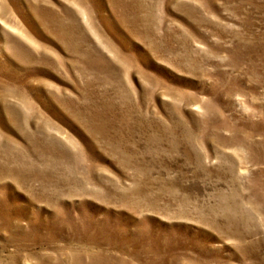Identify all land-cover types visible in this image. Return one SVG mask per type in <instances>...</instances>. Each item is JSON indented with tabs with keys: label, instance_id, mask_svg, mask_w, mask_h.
Instances as JSON below:
<instances>
[{
	"label": "rangeland",
	"instance_id": "obj_1",
	"mask_svg": "<svg viewBox=\"0 0 264 264\" xmlns=\"http://www.w3.org/2000/svg\"><path fill=\"white\" fill-rule=\"evenodd\" d=\"M0 264H264V0H0Z\"/></svg>",
	"mask_w": 264,
	"mask_h": 264
}]
</instances>
